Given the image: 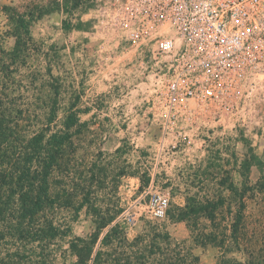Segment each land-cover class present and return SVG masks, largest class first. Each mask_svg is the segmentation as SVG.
I'll use <instances>...</instances> for the list:
<instances>
[{"label":"rangeland","instance_id":"obj_1","mask_svg":"<svg viewBox=\"0 0 264 264\" xmlns=\"http://www.w3.org/2000/svg\"><path fill=\"white\" fill-rule=\"evenodd\" d=\"M126 4L0 0V111L15 132L9 129L4 149L31 152L28 141L37 134L64 132L70 114L78 119L52 172V204L41 215L64 235L43 247H18L20 256L7 235L0 264H76L73 241L83 260L98 250L102 261L114 260L105 264H245L249 251L264 255L258 191L245 197L244 222L236 219L239 190L264 177V88L237 96L229 110L194 101L170 110L154 37L135 41L130 31L155 32ZM33 10L39 18L34 13L27 35L18 20ZM155 192L170 198L163 220L126 217ZM108 220V229H120L104 240L108 229L100 226ZM8 225L0 221V229Z\"/></svg>","mask_w":264,"mask_h":264},{"label":"built area","instance_id":"obj_2","mask_svg":"<svg viewBox=\"0 0 264 264\" xmlns=\"http://www.w3.org/2000/svg\"><path fill=\"white\" fill-rule=\"evenodd\" d=\"M126 1L130 15L155 32L140 24L130 31L135 41L154 37L170 110L185 101L229 110L237 96L264 88V0ZM169 205L167 194L155 192L138 200L144 212L126 217L137 221L145 213L160 221Z\"/></svg>","mask_w":264,"mask_h":264},{"label":"trees","instance_id":"obj_3","mask_svg":"<svg viewBox=\"0 0 264 264\" xmlns=\"http://www.w3.org/2000/svg\"><path fill=\"white\" fill-rule=\"evenodd\" d=\"M33 11L30 13L29 18L26 19V17L21 16L18 20L19 27L27 35H29V26L34 21L35 16L37 15L35 19L39 18L38 12ZM30 17H33V19ZM1 103L2 98L0 97ZM6 119L4 111H0V221H3V224L9 223L6 229H0V242L4 241L7 235H10L11 238L17 241L16 250L17 255L20 256L21 252L18 247L24 246L25 249L31 243H38L43 247L65 233L60 226L55 225L53 222L41 221V215L52 204V172L61 147L75 134L72 128L78 123V119L75 113L70 114L64 132L53 133L48 137L44 133L37 134L28 141V146L32 148V151L25 152V154L22 151L23 146L20 147L21 149L14 150V152L9 150L8 146L4 149L3 144L7 145L8 139L11 137L10 134L15 133L11 131V126L8 123L6 124ZM51 121H53V115L50 116ZM9 129L11 133H9ZM229 189L235 194L241 191V202L236 215V219L240 222L245 220V214L243 215L242 211L246 209L245 197L247 195L251 196L249 193L258 191L262 196V201H264V177L255 186L246 183L245 188L239 190L238 186L231 183ZM113 222L114 220H108L103 223L100 230L108 229ZM119 229V225L109 228L104 240L110 235L116 234ZM246 244L248 249L250 245L248 242ZM70 248L73 250L72 253H77L79 257L80 261H77L76 264H80V262L85 264L88 261H90V264H105L108 259L102 261L104 254L101 250H98L95 256L92 257L91 254L88 259L83 260V249L77 241L71 242ZM248 258L245 264H264V255L259 258L254 257V252L249 251ZM107 261L114 262L112 259ZM196 261L197 259H195ZM235 264L240 263L235 262Z\"/></svg>","mask_w":264,"mask_h":264}]
</instances>
